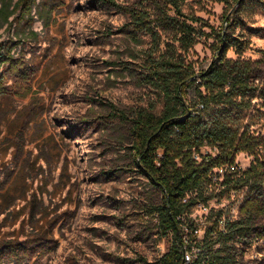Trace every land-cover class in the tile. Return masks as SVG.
<instances>
[{"label":"rangeland","instance_id":"obj_1","mask_svg":"<svg viewBox=\"0 0 264 264\" xmlns=\"http://www.w3.org/2000/svg\"><path fill=\"white\" fill-rule=\"evenodd\" d=\"M141 1L155 7L154 0H50L47 24L34 7L31 23L0 25V41L22 35L14 51L26 69L24 79L10 76L11 90L0 93V246L18 249L0 254V264H159L170 245L172 235L160 239L150 213L161 193L131 151L132 119L157 100L138 78L148 37L134 44L126 35L125 8ZM185 9L216 28L225 23L222 2L187 0ZM237 16L236 26L225 31L249 40L242 57L260 63L253 70L251 106L236 115L256 135L264 131V0H249ZM170 33L166 28L163 38ZM208 35L189 52L198 70L213 55ZM227 57L237 54L230 49ZM187 92L193 103L195 85ZM252 158L242 152L235 162L244 169ZM253 197L262 209L248 222L251 244L236 237L227 250L235 253L233 264H264V187L257 194L221 193L206 209L193 205L186 217L197 239L218 211L235 220L238 207Z\"/></svg>","mask_w":264,"mask_h":264},{"label":"trees","instance_id":"obj_2","mask_svg":"<svg viewBox=\"0 0 264 264\" xmlns=\"http://www.w3.org/2000/svg\"><path fill=\"white\" fill-rule=\"evenodd\" d=\"M216 1L224 4L225 18L238 0ZM248 1L239 0L230 13L232 22H221L218 28L203 23L194 11L187 12V0H154V8L141 1L125 8L129 14L125 23L128 40L142 44L148 37L147 47L140 56L142 73L138 78L154 90L157 98L155 103L140 108L132 119L131 151L139 170L161 193L160 202L150 210L151 214H156L160 239L172 235L159 264L182 262L183 240L178 216L189 213L196 203L206 204L221 194L208 186L207 176L213 168L234 162L239 153L247 152L253 156L248 167L225 174L220 192L228 194L247 189L257 194L264 187V131L255 135L242 126L236 115L251 106L250 93L257 87L253 70L260 60L243 58L250 41L240 40L225 31L228 24L236 26L237 15L247 7ZM52 6L50 0H0V25L9 27L13 20L31 23L34 7V13L47 24ZM198 22L200 26L196 25ZM203 26L210 28L209 33L202 30ZM166 28L171 33L163 38ZM208 34L214 38L213 55L207 65L198 70L189 52L201 36ZM21 37L17 34L0 41V93L11 90L10 76L21 79L26 76L24 59L14 51L23 42ZM230 49L237 58L227 57ZM190 85L196 88L193 103L186 100ZM197 104L203 107L197 108ZM204 144L215 149L216 154L203 156L196 162L192 151L200 150ZM184 197H187L185 201ZM261 209L255 197L246 199L240 217L226 222V232L218 229L221 215L218 211L217 219L202 239L190 234L188 248L193 244L200 249L191 264H233L235 253L227 250L230 247L227 242L246 236L250 217ZM17 250L11 243L0 246V254L16 255Z\"/></svg>","mask_w":264,"mask_h":264},{"label":"built area","instance_id":"obj_3","mask_svg":"<svg viewBox=\"0 0 264 264\" xmlns=\"http://www.w3.org/2000/svg\"><path fill=\"white\" fill-rule=\"evenodd\" d=\"M203 105L202 104H197V108H202ZM208 145L204 144L200 150H193L192 151V158L196 161V162H200L202 157L203 156H208V155H215L216 154V150L215 149H211L209 152H205L203 151V147H207ZM161 152L159 151L158 152V155H160ZM243 169L241 166H238L237 165V162H231V163H228V164H225V165H221V166H218V167H215L213 168L208 176H207V180H208V186L209 187H214L217 191L215 193H222L220 191H222L223 189V185H222V182H223V179H224V176L225 174L229 173V172H236V171H239ZM243 189H239V190H235V191H230L228 194L231 196V195H237L239 194V191H241ZM220 196V195H218ZM218 196H214L213 198H216ZM187 197H184L183 198V201L186 200ZM211 198V199H213ZM210 199V200H211ZM209 201V200H208ZM207 201V202H208ZM246 201V199H245ZM242 202V204L238 207V211L241 212V206L244 204V202ZM207 202L206 204H204L203 202H198L196 203L199 207H202V208H205L206 209V206H207ZM237 217H235L236 219H238L240 217V213H235ZM222 215V213H221ZM219 217L218 219V229L221 231V232H226V222L229 220L227 219L226 217H223L221 216ZM178 219L181 220L180 224H181V230H182V240H183V246H182V262L181 264H191L192 260L196 257V253L200 250L199 248H197L196 246H194L193 244H191L190 248H188V244L191 243V240L189 238L190 234H195L196 235V232H197V229L192 226V221L189 220L187 217H186V214L185 215H179L178 216ZM197 238V237H196ZM236 238V237H235ZM234 238V239H235ZM245 240H244V243H246L247 245H250V241L248 240L249 237L248 236H244ZM233 239V240H234ZM199 240V239H198ZM217 247L219 246V244L216 245Z\"/></svg>","mask_w":264,"mask_h":264},{"label":"water","instance_id":"obj_4","mask_svg":"<svg viewBox=\"0 0 264 264\" xmlns=\"http://www.w3.org/2000/svg\"><path fill=\"white\" fill-rule=\"evenodd\" d=\"M239 0L237 1V3L232 7V9L227 13V15L225 16V21L227 20L228 15H230V13L232 12V10L235 8V6L238 4Z\"/></svg>","mask_w":264,"mask_h":264}]
</instances>
